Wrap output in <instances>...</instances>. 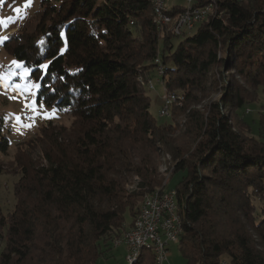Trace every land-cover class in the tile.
<instances>
[{
	"label": "trees",
	"instance_id": "trees-1",
	"mask_svg": "<svg viewBox=\"0 0 264 264\" xmlns=\"http://www.w3.org/2000/svg\"><path fill=\"white\" fill-rule=\"evenodd\" d=\"M219 4L223 16L175 49L150 0H41L23 18L27 35L2 40L40 81L36 99L72 120L40 126L25 153L39 140L42 161L17 156L15 208L0 207V264H94L134 226L144 195L166 188L164 156L185 172L176 199L186 264H264V114L259 138L246 117L264 93V0ZM157 58L166 89L183 95L170 122L156 120L145 93ZM5 132L0 117L2 153ZM143 256L156 264L151 246Z\"/></svg>",
	"mask_w": 264,
	"mask_h": 264
},
{
	"label": "rangeland",
	"instance_id": "rangeland-1",
	"mask_svg": "<svg viewBox=\"0 0 264 264\" xmlns=\"http://www.w3.org/2000/svg\"><path fill=\"white\" fill-rule=\"evenodd\" d=\"M41 0H0V19L4 23L0 24V38H6L7 35L13 32H20L22 28L23 35H27L28 26H26L24 17L33 15L40 7ZM170 6L183 5L186 0H168ZM20 9L16 12V9ZM36 11V12H35ZM24 26H26L24 28ZM24 28V30H23ZM197 27L191 33L196 31ZM184 35L174 37V47L180 43ZM3 40V39H2ZM2 43V42H0ZM1 45V44H0ZM2 47V45H1ZM13 61L20 64L17 67ZM27 69V71H25ZM0 117L4 121V127L8 132L4 136L10 141L9 148L6 153L0 152V161L6 167L7 172L0 173V207L3 208L5 214L13 211L15 208L16 195L14 193V185L19 180L20 166L17 162V156H28L27 158L35 161L40 157L42 161V144L36 141L29 149V154L25 153L30 141L38 134L40 126H46L43 122L51 119L55 120L54 124L61 126H70L72 117L70 114H63L54 109L52 106L48 107L36 99L37 90L39 87L31 88L33 84L40 85V81L32 76L31 69L21 60L16 59L13 54L5 49L0 48ZM154 83V88L145 84V93L150 96L151 113L156 120L160 122L173 121L171 116H161L160 110L163 105L164 93L168 91L165 84L161 81L157 69L154 70L150 78ZM149 80V79H148ZM19 85V87H17ZM263 91L259 94V98L250 102L247 109V121L250 124L252 134L257 138L261 137V120L262 113L264 114V95ZM218 96V94L210 95V97ZM10 131V132H9ZM1 137V136H0ZM27 142V144H26ZM160 170L164 175V180L161 186H168L173 189L182 180L185 175L183 171L173 173L174 160L170 156L161 158ZM172 165V166H171ZM138 177L132 180V187L136 186ZM166 186V187H167ZM130 187V188H132ZM143 199V198H142ZM141 201V199H140ZM179 209V207H178ZM127 215V223L131 221V215ZM135 222V221H134ZM3 243L0 245L2 246ZM179 242H171L168 246V257L162 264H186ZM126 246L109 248L104 254L96 259L94 264H130L127 260ZM1 253V248H0ZM145 253V252H144ZM142 259L136 264H143ZM226 262L228 259H221Z\"/></svg>",
	"mask_w": 264,
	"mask_h": 264
},
{
	"label": "built area",
	"instance_id": "built-area-1",
	"mask_svg": "<svg viewBox=\"0 0 264 264\" xmlns=\"http://www.w3.org/2000/svg\"><path fill=\"white\" fill-rule=\"evenodd\" d=\"M159 1V14L162 19V27L168 26L176 36L191 33L198 24L206 19L216 16H223V9H220L219 0H186L178 11L182 13V22L175 23V5L170 6L168 0ZM243 2L244 0H237ZM211 7H218V14H212ZM177 11V12H178ZM160 76L161 68H160ZM163 105L160 110L161 116H165L166 107L180 103L183 95L177 91L169 90L164 93ZM176 188L172 189L170 195L159 198V191H156V200H148V192L144 195L145 205L143 206L145 218L136 219L138 229L130 233H122L114 239V246H126L128 262L132 260L133 254L142 241L153 240L161 247L164 260L168 257V246L171 242H179L183 232L182 225L178 222V212L172 213V202L176 201ZM223 264V263H218Z\"/></svg>",
	"mask_w": 264,
	"mask_h": 264
},
{
	"label": "bare ground",
	"instance_id": "bare-ground-1",
	"mask_svg": "<svg viewBox=\"0 0 264 264\" xmlns=\"http://www.w3.org/2000/svg\"><path fill=\"white\" fill-rule=\"evenodd\" d=\"M150 1H152L153 5H154L155 21L158 24V26L162 27V19H161V16L159 14V1H157V0H150ZM217 9H218V7H211L212 14H217ZM179 22H182V13H181V11L178 12V14L175 16V23H179ZM0 48H1V45H0ZM156 62L158 63V65H157L158 74L160 75V68H161V75H163L164 71H165V68L162 66L160 58H157ZM149 81H150L149 82L150 86L152 88H154L153 81L152 80H149ZM170 106L171 105L165 106L166 107L165 116H170V111H171V107ZM160 189L161 190L159 191V198L160 197H166V196L170 195L171 192H172V189H170L168 187H166V188L161 187ZM176 194H177V191H176ZM148 200H156V191L148 193ZM143 201H144V199H143ZM144 205H145V201L143 202V204H142V206L140 208V211L138 212V216H137L136 219H144L145 218L144 209H143ZM174 212H178L177 199H176V201L172 202V213H174ZM178 222H179L180 225H182V221H181V217H180L179 212H178ZM135 229H138L137 221H135L134 226L131 227V229H129L126 233H130L131 230H135ZM149 246H151L153 248V251L156 254V264H162L163 261H164V257H163V253L161 252V247L157 246V243H155V241H153V240L142 241L138 245L136 251L133 254L132 260L130 261V264H136V262L139 260V258L141 256L142 249L145 248V247H149ZM220 263L231 264V263H228V261L226 262L225 260H221Z\"/></svg>",
	"mask_w": 264,
	"mask_h": 264
},
{
	"label": "snow or ice",
	"instance_id": "snow-or-ice-1",
	"mask_svg": "<svg viewBox=\"0 0 264 264\" xmlns=\"http://www.w3.org/2000/svg\"><path fill=\"white\" fill-rule=\"evenodd\" d=\"M31 2V0H29V3ZM20 11V9H16V12H19ZM2 23H4V21L2 20V19H0V24H2ZM2 39H6V38H0V42H2ZM13 64H15L17 67H20L21 65L20 64H18L17 62H15V61H13ZM43 67H47V65H44ZM25 71H27V69H25ZM0 79H4L3 77H0ZM17 87H19V85L17 86ZM31 88H36V87H39V85H36V84H33V85H31L30 86Z\"/></svg>",
	"mask_w": 264,
	"mask_h": 264
}]
</instances>
